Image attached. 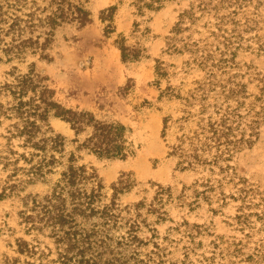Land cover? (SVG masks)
<instances>
[{
    "label": "trees",
    "instance_id": "1",
    "mask_svg": "<svg viewBox=\"0 0 264 264\" xmlns=\"http://www.w3.org/2000/svg\"><path fill=\"white\" fill-rule=\"evenodd\" d=\"M86 1L0 0V63L38 52L41 59L49 60L47 51L57 26L71 22L84 26L91 21ZM130 3L134 14L143 18L133 21V31L140 29V23L149 21L148 12H157L168 3H186L178 9L177 20L165 38V52L187 54L182 73L197 69L201 76L186 89L182 83L160 89L159 80L167 76V69L161 61H155L158 99L177 104V116L161 118L160 137L165 142L166 158L174 160L175 168L197 176L190 187L183 186L176 196L179 205L191 209L203 200L209 205L215 202L221 208L228 200L240 201L230 220L237 230L249 231L242 232L245 243L242 239L228 242L213 236L198 251L203 242L197 237L210 233L185 220L168 227L161 235L154 225L172 222L165 208L174 199L171 188L152 183L153 194L148 202L141 199L123 205L119 196L135 184L131 173H122L111 184L112 193L107 196L94 167L79 163L74 152L65 155L66 140L53 131L48 120L53 117L67 123L75 136V152L85 151L97 159L125 160L135 156L130 130L120 121L97 120L90 112L64 107L45 84L47 78L29 69L0 85V94L11 97V103H0V126L3 120L10 121L4 128L7 147L0 151L1 168L8 171L0 198L18 195L24 186L37 181L48 184L45 194L21 198L18 217L26 234L45 233L52 240L55 257H50V248L45 250L38 243L17 238V257L4 256L3 263L258 264L264 260V240L255 242L250 253L243 248L251 238V217L264 226V198L236 173L231 162L236 153L254 144L259 126L264 124V78L250 63L238 59L243 53L264 52V39L256 33L264 0ZM115 11V5L99 11L105 37L115 32ZM140 31L149 33V28L145 26ZM115 42L122 62H134L144 56V46L128 44L123 35ZM254 81L255 94L247 88ZM14 139L18 140L21 152L11 145ZM53 175L56 178L51 180ZM228 183L234 185V192L226 194L223 187ZM188 188L192 195L189 203ZM149 215L155 221H150ZM143 231L149 236H140ZM173 233L178 234L176 239L170 237ZM180 243L181 257L170 258V247L176 248Z\"/></svg>",
    "mask_w": 264,
    "mask_h": 264
},
{
    "label": "rangeland",
    "instance_id": "2",
    "mask_svg": "<svg viewBox=\"0 0 264 264\" xmlns=\"http://www.w3.org/2000/svg\"><path fill=\"white\" fill-rule=\"evenodd\" d=\"M130 2L131 0H87L85 6L90 12L89 23L78 26L71 22L57 26L47 51L49 60L41 59L39 52L25 54L22 58L10 61L3 60L0 63V85L13 81L15 75L33 69L35 73L47 78L45 84L53 89L54 99L64 107L90 112L97 120H117L123 123L130 130L129 138L133 141L135 156L125 160H106L97 159L85 151L75 152V144L72 143L75 136L69 125L58 118L50 117L48 120L53 131L61 134L66 140L65 155L74 152L79 157V163L94 167L105 186L107 196L112 193L111 184L116 182L122 173H131L135 184L129 192L119 196L121 204H131L141 199L148 202L153 194L152 183L171 188L174 199L167 203L165 208L172 222L165 221L154 225L161 235L165 234L168 227L185 220L189 224L201 225L202 229L210 233L197 237L203 242V247L198 251L205 248L213 236H221L228 242L242 239V243H245L242 232L249 231L237 230L230 220V217L235 215L240 201L228 200L221 208H218L215 202L209 205L203 200L191 209L187 205H179L176 196L181 193L183 186L190 187L197 176L175 168L174 160L166 158L165 142L160 137L161 118L169 114L177 116V104L174 101L158 99V90L154 86L157 80L153 70L155 61H161L167 69V76L159 80L160 89L181 83L186 89L194 79L201 76L197 69L182 73L187 54L165 52V38L169 36L177 20L178 9L186 3H168L157 12H148L149 21L140 23V29L133 31V21L139 22L143 18L134 14ZM113 5L116 6L115 32L105 37L103 23L100 22L98 14L100 10ZM259 12L260 22L256 33L264 39V5L260 7ZM145 26L149 28V33L140 31ZM121 35L126 37L128 44L139 43L144 46V56L134 62H122L115 42ZM193 36L197 37L196 34ZM238 59L250 63L254 71L264 78V52L257 55L243 53ZM247 88L250 93L255 94L256 82L248 83ZM0 103H11V97L2 92ZM8 124L10 121L3 120L0 126V151L6 150L7 147L4 128ZM83 136L84 134L79 139ZM17 144L18 140L11 141L14 150L21 152L22 149ZM231 165L236 173L245 178L264 198V124L259 126V136L254 144L236 153ZM7 174L8 171L2 170L0 165V192ZM55 178L56 175L51 176V180ZM47 189V183L37 181L24 186L18 195L10 194L0 198V264H4V256L17 257V238L35 245L38 243L42 249L50 248V257H55L52 240L45 233L26 234L24 226L19 224L18 217L23 196H41ZM223 191L226 194L234 192V185L225 184ZM186 193V202L189 203L192 201L191 188H188ZM148 219L155 221L152 215H149ZM251 219L254 225L250 232L251 238L243 248L246 253H250L249 248L255 242L264 240V226L255 220V217L252 216ZM140 236L148 237L149 233L143 231ZM170 237L176 239L178 234L173 233ZM180 246L181 243L176 248L170 247V258L181 257ZM258 264H264V260Z\"/></svg>",
    "mask_w": 264,
    "mask_h": 264
}]
</instances>
